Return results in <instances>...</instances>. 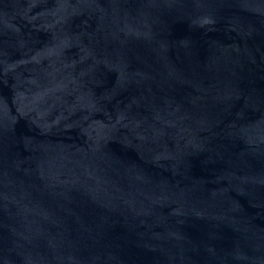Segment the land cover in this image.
I'll return each mask as SVG.
<instances>
[{"label":"water","instance_id":"water-1","mask_svg":"<svg viewBox=\"0 0 264 264\" xmlns=\"http://www.w3.org/2000/svg\"><path fill=\"white\" fill-rule=\"evenodd\" d=\"M0 264H264V0H0Z\"/></svg>","mask_w":264,"mask_h":264}]
</instances>
